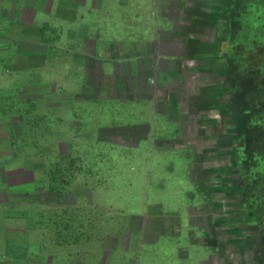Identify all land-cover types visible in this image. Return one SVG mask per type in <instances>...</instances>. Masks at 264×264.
Wrapping results in <instances>:
<instances>
[{"label": "rangeland", "instance_id": "obj_1", "mask_svg": "<svg viewBox=\"0 0 264 264\" xmlns=\"http://www.w3.org/2000/svg\"><path fill=\"white\" fill-rule=\"evenodd\" d=\"M231 5V30L221 36L233 42L224 49L231 56L229 74L224 62L212 65H219V78L227 76L221 86L228 96L219 95L220 104L233 99L221 112L236 113L240 100L246 102L241 110L251 115L239 122L236 145L227 141L231 128L220 123V170H176L199 191L185 212L186 203L182 212L180 201L163 199L178 198L179 192L163 186V170H149L148 136L180 134L186 117L160 111L168 95L157 92L154 78L129 76L132 65L102 68L95 57L87 61L83 28L81 37L70 38L71 22H61L63 46L46 60L27 56L34 66L45 61L41 69L0 82V199L7 200L0 216H8V241L10 228L26 229L22 237L32 248L24 257L9 255L8 264H168L167 249H175L179 264H264V40L252 38L264 29L249 26L247 45L238 41L251 18L260 15L256 22L264 25V0ZM190 9L185 18L195 21L198 9ZM192 34L183 38V47L166 42L161 49L189 58L221 51ZM183 77L159 82L179 85ZM176 92L180 97V87ZM156 198L163 207L154 204Z\"/></svg>", "mask_w": 264, "mask_h": 264}, {"label": "crops", "instance_id": "obj_2", "mask_svg": "<svg viewBox=\"0 0 264 264\" xmlns=\"http://www.w3.org/2000/svg\"><path fill=\"white\" fill-rule=\"evenodd\" d=\"M233 1L0 0V82L6 84V79L13 77L17 72L41 69L43 63L46 64L45 61L34 66L31 65L32 63H26L30 62L27 56L36 55L46 60L49 51L55 54L63 46L60 24L67 20L71 22L68 25L70 38L76 39L79 35L81 37L82 28L84 30V52L87 61H92L95 57L99 59L102 68L105 64H112L111 62L126 63L134 67L133 70L127 72L129 76L154 78L157 83L156 86L154 83L157 92L162 90L168 95L163 108L160 109L161 104H157V108L166 112L169 110L182 111L181 116L183 119L186 117L187 123L181 125L183 128L180 134L176 132L172 135L148 136V143L151 144L150 149H152L149 151V170L165 172L163 173L165 176L163 186L166 188L171 185L172 189L177 187L178 190H173V192H179V196L174 199L172 195L170 200L165 195L163 199L168 203L180 201L183 212V203L189 202V199H193L194 194L199 191L194 183H190L189 179L184 177L182 171L176 173V170H220L218 162L220 157L218 158L217 155L220 149L215 145L220 137L218 129L220 123L223 124L225 130L231 128L228 130L227 141L229 143L234 141L236 145L234 139L239 136V122L242 120L247 123L251 115L250 109L241 110L242 104L245 105L246 102L240 100H236L233 107L235 110L239 107L240 110L236 113L221 112V107L233 104V99L230 101L225 99L222 105L218 97L219 95L228 96L222 91L221 86L222 83H226L221 80L227 79V76H224V79L219 78L222 74H218L221 70L217 68L220 67L214 65L222 61L226 66L225 71H229L227 64L231 56L224 49H228L229 44L233 42L224 40L221 36L223 31L231 30L232 24L229 17L235 13L234 5H231ZM203 4L209 6L210 10L202 11ZM190 8L198 9L195 21L185 18L192 10ZM68 11H72V16H66ZM215 16H217L216 22ZM166 25L168 30H166ZM207 30H212V35L201 34V31L206 32ZM189 33H193L192 37L196 36L204 45L209 43L217 47L221 46V51H218L216 56L213 54L189 58L161 49V43L166 42H178L179 46H182L183 38L187 39ZM68 49L73 51L71 54L77 51L76 46L70 45ZM20 61L23 63L21 64ZM209 66H212L211 69ZM177 68H180V74ZM121 72L122 70L119 71ZM181 74L184 76V81L179 85L172 83ZM160 77H166L172 81L169 84L168 81L165 84L160 83ZM178 87L181 89L180 97L176 92ZM136 91L140 92V90ZM2 92L6 94L8 89L5 88ZM209 135L212 138L206 139ZM158 143L166 145L160 148ZM155 185V191L160 189L157 188L160 185L158 180H155ZM191 186H195L194 190H191ZM1 199L0 205L6 203V199L3 201ZM158 199L154 200V204L163 207L164 204H160L161 198ZM184 207L185 212L189 206L186 203ZM156 220L158 221L159 218ZM10 231L11 239L8 241V216H0V264H8L9 255L24 257L29 250H32L30 244L24 242V237H22L23 234L27 235L26 229L10 228ZM17 236H19L18 239ZM180 249L181 252L184 250V248ZM174 251L175 249L166 250L169 255L166 258L168 264H179V259L173 257ZM55 256L53 254L52 259H55Z\"/></svg>", "mask_w": 264, "mask_h": 264}, {"label": "trees", "instance_id": "obj_3", "mask_svg": "<svg viewBox=\"0 0 264 264\" xmlns=\"http://www.w3.org/2000/svg\"><path fill=\"white\" fill-rule=\"evenodd\" d=\"M261 16L260 15H258V16H255V17H253V18H251V20H249L247 23H244V28H245V34H244V37H242V35L239 37V43H241V45H243V46H245V45H247V38H249V40L251 39V37H252V31H251V33H248V28H249V26L250 27H253V28H255V29H257V27H259L260 29H261V31H262V29H264V25H261V24H259V23H257L258 21L257 20H259V18H260ZM257 21V22H256ZM250 22V23H249ZM256 22V23H255ZM243 28V29H244ZM259 32H257L256 33V36H254V37H252V38H254V39H256V40H258V41H261V40H264V33H261L260 32V34H258ZM257 41V42H258ZM258 43H261V42H258ZM264 43V41L262 42V44ZM240 58H245V56L244 55H241V57ZM259 211V210H258ZM260 212H258V214H259Z\"/></svg>", "mask_w": 264, "mask_h": 264}, {"label": "flooded vegetation", "instance_id": "obj_4", "mask_svg": "<svg viewBox=\"0 0 264 264\" xmlns=\"http://www.w3.org/2000/svg\"><path fill=\"white\" fill-rule=\"evenodd\" d=\"M238 207V206H237ZM237 207L235 206V208H234V210H237ZM239 215L240 216H238L240 219H242V218H244L245 217V215L246 214H244L243 212H239ZM256 229H258L257 227H256ZM260 231V230H259ZM255 233V232H254ZM260 238V237H259ZM259 251H261V252H263L264 253V249H259Z\"/></svg>", "mask_w": 264, "mask_h": 264}]
</instances>
